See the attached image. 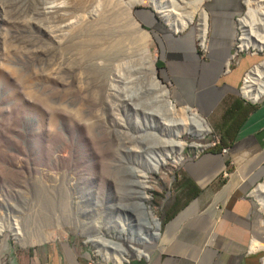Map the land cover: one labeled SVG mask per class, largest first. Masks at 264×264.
<instances>
[{
    "label": "rangeland",
    "instance_id": "rangeland-1",
    "mask_svg": "<svg viewBox=\"0 0 264 264\" xmlns=\"http://www.w3.org/2000/svg\"><path fill=\"white\" fill-rule=\"evenodd\" d=\"M148 1H138L132 14L150 33L154 69L169 89V99L182 106L162 71L160 28L146 27L139 13L147 20L153 13L152 21L174 37L197 29L199 21L175 32ZM257 2L264 10V1ZM116 3L0 0V264H21L29 250L65 243L90 264H114L117 251L127 256L123 264L142 261L145 257L140 258L133 245L147 253L154 242L144 240L155 232L152 217L160 221L161 231L163 209L180 168L209 149L186 146L182 161L168 159L159 172L150 173L151 188L145 190L142 175L159 163L174 121L166 100L158 95L162 92L152 78H145L152 72L144 67L146 59L140 61L144 75L136 83L126 71H121L122 77L114 75L121 55L113 41L132 36L124 23L125 29H112L111 16H126L122 6L114 9ZM93 7H101L98 16L91 14ZM260 30L256 35L264 38ZM242 34L240 28L236 48L244 45ZM108 39L111 43L104 45ZM196 43L199 49L197 38ZM247 55L254 57L247 72L264 61V50L252 45L239 49L235 59ZM208 124L211 132L205 137L185 134L184 141L204 146L220 142ZM263 184L264 179L253 194L264 223V194L257 193L259 187L264 190ZM16 226L34 242L21 243L14 236ZM254 247L258 249V243Z\"/></svg>",
    "mask_w": 264,
    "mask_h": 264
},
{
    "label": "crops",
    "instance_id": "crops-1",
    "mask_svg": "<svg viewBox=\"0 0 264 264\" xmlns=\"http://www.w3.org/2000/svg\"><path fill=\"white\" fill-rule=\"evenodd\" d=\"M246 7V0H206L205 57L196 43L199 26L174 37L152 18L147 21L160 28L162 71L177 103L193 106L217 136L232 138L183 163L163 209L158 239L148 245L145 259L131 264H264V223L253 194L264 179V93L255 102L243 95L254 57L242 56L227 69L240 34L237 18ZM46 262L90 264L67 243L29 250L20 260Z\"/></svg>",
    "mask_w": 264,
    "mask_h": 264
},
{
    "label": "bare ground",
    "instance_id": "bare-ground-1",
    "mask_svg": "<svg viewBox=\"0 0 264 264\" xmlns=\"http://www.w3.org/2000/svg\"><path fill=\"white\" fill-rule=\"evenodd\" d=\"M138 1L145 2L147 0H129L126 2H124L123 0H117V3H116L117 5H115L116 7L114 6L115 7L114 9L118 10L117 7L119 6L120 8V6H122L126 16L124 15L125 17H123L122 19L123 21L121 19L120 21L119 17L116 18L114 16L116 14L115 13L113 16L116 19H113L112 18L113 16H111L109 20H110L111 25L114 27L112 29H118L119 25L121 28L123 27L121 23H124L126 24L125 26H127L130 30H132L130 32V35L132 36H130L128 39L126 37V39L121 38V39H116L115 41H113V44H112L113 48H115L116 52L119 55H121L119 59H116L117 64L115 65L116 68H114L115 77L116 78L122 77L121 71L123 70V72L126 71L127 73L132 74L133 76H131L130 79L132 82L134 81L136 83L138 81L137 79L143 77L144 75V74H141L144 70H141L142 67L140 65V61H143V58L146 59L147 64L144 63L143 61L144 67L150 66L153 73L152 72L146 73L145 78L149 77L150 80L152 78V82L155 83V85L158 87L157 91L159 93L162 92V94H158V95L162 96L166 100L168 104L167 111L172 113V118L174 121L172 124L174 126V127L172 126L173 131L170 132L172 133L170 142L168 145L164 143L163 145L164 150L161 149L162 154L159 157V163L157 165H154L153 168H150L146 173L142 175V177L144 178L143 180L144 184L146 185L145 190H148L149 188H151V186L149 185L150 173L159 172L162 166L166 164L168 159H172V161L176 163L182 161L183 159L182 152L184 148L188 145L189 146L192 145L193 148L201 147L200 149L203 150L204 145L202 144H196V143L189 144L186 141H184L183 139L184 135L192 134L195 137L203 138L207 134H209V132H211V127L209 126L206 118H204L196 109H194L193 106L191 105L179 106L174 101L170 100L169 99L170 98L169 89L166 87V85L162 83L163 81H161L160 79H158V77H156L157 71L154 69V65H155L154 60L156 56H154L150 51V42H151L150 33L149 31H146L144 29L145 27L142 28L143 25H141L142 24L140 23L141 21L138 20L135 15L133 16L134 13L132 14L133 6ZM205 1L206 0H169V1L168 0H150L148 2L156 9V11L160 14L161 18L165 20L167 25L170 26L171 29L175 32H180V31L185 30L186 28H188V26L191 23H193V21L196 18H198V21H199L198 26L200 28L199 31L201 32L200 34L201 45H204L207 39L206 34L208 31V16L204 8ZM261 1H264V0H261ZM258 2L257 0H246V3L248 5V12L241 19L240 28L242 29L243 34L242 36L239 37V39L242 42L244 41L243 47H249L250 45H252V46H255V48H257L259 51H263L264 50V38H261V34L256 35L257 29L260 30L262 28L264 31V28H263L264 10H261L259 8ZM54 7L56 8V6ZM100 8L101 7H98V8L93 7L91 10L90 9L89 10L91 14L98 16ZM114 9L109 8L108 10L110 11L108 12L111 13L115 11ZM103 25L104 27H107L106 19ZM130 30H128V33ZM119 31L121 32V29L118 30V32ZM128 33H125V35L123 36H126V34ZM105 38H108V37H105ZM109 40L110 39L103 40V43ZM107 43L108 42H106V45ZM110 43H108V45ZM242 44H240L239 47H242ZM110 50L112 51V49ZM128 79L129 78H126V80ZM242 91H243V95H245L246 98L254 102L257 101L260 98V96L264 93V61L261 64L255 66L254 69L250 72V74L246 76L245 84H244V87H242ZM262 186L264 187V184ZM257 193L264 194V190L263 189L261 190V187H259ZM147 198L148 196L144 194V200ZM152 218H153L154 225H151V227L155 228V232H151V234H148V236H146L144 239L145 241L147 240V238H150L151 240L152 239L156 240L158 239L160 235V221L155 216H153ZM3 231L4 229L0 228V234H2ZM13 232L15 234L14 236L20 241H22L21 243H23L24 245L26 243L31 242L30 244H32V242H34V240L28 241L26 239L25 232L19 226L14 227ZM44 239H41V240H44ZM133 246H134L133 248L136 249L137 254L139 255L140 258L142 257L146 258V256H148V254L145 251H143L140 247H136L135 245ZM124 252L127 253L125 250ZM113 253L115 254V251L110 252L111 255H113ZM114 259H115L114 261L115 264H123L124 261H127V256L119 255L117 251V256L116 258L114 257L113 260Z\"/></svg>",
    "mask_w": 264,
    "mask_h": 264
},
{
    "label": "built area",
    "instance_id": "built-area-1",
    "mask_svg": "<svg viewBox=\"0 0 264 264\" xmlns=\"http://www.w3.org/2000/svg\"><path fill=\"white\" fill-rule=\"evenodd\" d=\"M246 13V12H245ZM245 15V14H244ZM244 15H242V16H239L238 18H237V21H238V24H241V19H242V17H244ZM207 37H208V34H207ZM196 38H197V41H198V46H199V49H200V56L201 57H205L206 56V54L208 53V43H209V40H207L206 39V42H205V44L204 45H201V40H200V38H199V36H197L196 35ZM235 44V43H234ZM248 48V47H247ZM241 50V49H243V47H238V48H236V46H235V48H234V55L232 54V56H231V59H229L228 60V62H227V69H229L230 68V66L231 65H233V64H236V63H238L239 62V59L237 58V59H235V56L237 55V53H238V50ZM246 97V96H245ZM246 99H248V98H246ZM215 143H212V144H209V145H205L204 147H203V151L205 150V149H207V147L209 146H212V145H214ZM198 157V156H197Z\"/></svg>",
    "mask_w": 264,
    "mask_h": 264
},
{
    "label": "trees",
    "instance_id": "trees-1",
    "mask_svg": "<svg viewBox=\"0 0 264 264\" xmlns=\"http://www.w3.org/2000/svg\"><path fill=\"white\" fill-rule=\"evenodd\" d=\"M137 12H138V11H137ZM151 13H152V12H151ZM152 14H153V13H152ZM152 14H151L150 16H151L152 19H154V17H153L154 15H152ZM139 17L142 18V19L144 20V23H145V26H146V27H147V26H149V27L151 26V25H149V24L147 23L148 20H147L146 18H143V15H142V14L140 15V13H139ZM144 23H143V24H144ZM231 138H232V136H229V137H227V136H221V138H220V142H218V144H217L216 147H220V148H221V147H223V146L228 145V140H231Z\"/></svg>",
    "mask_w": 264,
    "mask_h": 264
},
{
    "label": "water",
    "instance_id": "water-1",
    "mask_svg": "<svg viewBox=\"0 0 264 264\" xmlns=\"http://www.w3.org/2000/svg\"><path fill=\"white\" fill-rule=\"evenodd\" d=\"M156 77H158V79H160L158 73L156 74ZM160 80H161V79H160ZM161 81H162V80H161ZM170 100H171V99H170Z\"/></svg>",
    "mask_w": 264,
    "mask_h": 264
},
{
    "label": "clouds",
    "instance_id": "clouds-1",
    "mask_svg": "<svg viewBox=\"0 0 264 264\" xmlns=\"http://www.w3.org/2000/svg\"><path fill=\"white\" fill-rule=\"evenodd\" d=\"M215 144H216V143H215ZM215 144H214V145H215ZM212 146H213V145H212ZM210 147H211V146H210ZM210 147H209V148H210Z\"/></svg>",
    "mask_w": 264,
    "mask_h": 264
}]
</instances>
